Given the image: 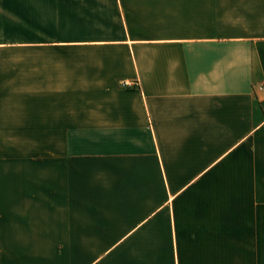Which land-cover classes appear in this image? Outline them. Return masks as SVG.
Wrapping results in <instances>:
<instances>
[{
	"label": "crops",
	"instance_id": "crops-1",
	"mask_svg": "<svg viewBox=\"0 0 264 264\" xmlns=\"http://www.w3.org/2000/svg\"><path fill=\"white\" fill-rule=\"evenodd\" d=\"M264 0H0V264H264Z\"/></svg>",
	"mask_w": 264,
	"mask_h": 264
},
{
	"label": "built area",
	"instance_id": "built-area-1",
	"mask_svg": "<svg viewBox=\"0 0 264 264\" xmlns=\"http://www.w3.org/2000/svg\"><path fill=\"white\" fill-rule=\"evenodd\" d=\"M255 91L264 98V83L256 85Z\"/></svg>",
	"mask_w": 264,
	"mask_h": 264
}]
</instances>
